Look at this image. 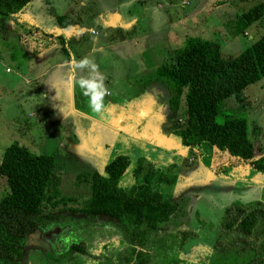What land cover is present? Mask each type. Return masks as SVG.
Masks as SVG:
<instances>
[{"label":"rangeland","instance_id":"1","mask_svg":"<svg viewBox=\"0 0 264 264\" xmlns=\"http://www.w3.org/2000/svg\"><path fill=\"white\" fill-rule=\"evenodd\" d=\"M33 1L31 0L24 7L25 11H21L20 14L23 18L21 17L16 25L11 24L10 18L0 21V160L5 147L11 142L25 145L35 153H54L56 162L53 171L59 176L58 187L61 195L67 198V206L58 203L56 207L49 206L44 209V213L55 215L56 222L51 223L46 219L39 229L29 235L25 262L26 264H102L96 262L97 257L93 253L99 249L105 250L108 244L125 246L129 240L127 236L123 237L120 227L123 222L120 220L108 216L98 215L95 217L82 213H71L68 210L69 205L80 206L89 194L87 181L78 180V175L91 173L94 170L103 173L104 163L109 157L121 153L129 157L130 164L120 179V185L129 188L134 183L132 169L143 156L142 152L148 154V148L135 146L122 148V143L118 142L114 152H104L95 146H85L82 153L76 154L75 148L71 144L69 145V143H77V139L79 140V136L69 130L71 128L70 121L74 119V115L68 112L69 110L63 103L56 101L50 85L55 81H58L59 84L62 83L63 96L65 97L62 100L68 105L70 94L66 80L59 73L61 67L55 65L68 53H62L63 50L60 53L50 50L47 61L40 64L35 70H32L33 67L27 66L28 62L23 63L27 59V52L24 51V48L28 45L22 43L19 33L24 34L25 30L33 25H40L48 30L58 26L48 16L51 14L50 10L47 12L44 7L34 8L35 1ZM57 1L63 4L64 10L56 6L55 12L62 10V14L69 13L70 28L75 27L79 30L78 39L72 38V41L68 42L71 49L75 51V53L70 52L72 55L76 57L80 55L81 58L88 56L94 60L95 55L90 56L85 53L93 46V42L88 40L96 38L100 41V39H104L105 43L112 44L119 60L123 58L126 61L128 69L142 66L143 63L146 70L145 76L157 65L167 60L169 53L182 46L189 36L197 35L201 38L218 41L221 44L222 54L228 56L240 52L264 34V18L244 25L240 24L237 19L242 12L263 0H175L177 2L174 13L175 21L165 24L164 18L161 20L159 16H155L158 17L157 19L150 15L153 11H164V0H145V3H137L136 7L130 11H127V6L139 0H94L93 3L89 0H67V3L63 0ZM44 2L49 3V0ZM141 4H145V8ZM114 5L124 17L131 14L132 17L140 18L137 27L133 29L132 26L130 29L138 36L123 41L120 34L114 32L116 28L112 27L111 18L104 17L102 13V10ZM205 17H208V21L213 23L218 22L220 31L216 34L209 33L206 30ZM196 19L200 21L199 26L192 28ZM92 26L99 27V34L94 35L90 32ZM140 29L144 30L145 34H140ZM210 29L212 32L214 31L212 26ZM150 39L169 41L170 45L159 48L153 56L150 51L143 50L144 44ZM58 45L60 44L55 46ZM69 45L66 47L69 48ZM42 72L44 74H41ZM47 91L50 92L49 99L45 96ZM161 92L154 94L155 109L150 111L146 118L145 137L149 139L151 158L157 162H166L167 164L163 165L164 169L175 173L177 159L175 150L181 145L180 138L177 135L168 139L163 138L159 124L163 119L165 124L180 121L183 119L184 113L181 108L177 111L172 110L169 112L170 115L165 112L168 110L169 104L165 97L167 94L164 92V96H162ZM181 104H183V99ZM218 111L216 115L218 121H222L224 117H227L226 115L245 117L249 135L257 146L255 157L264 155V76L249 84L237 95L221 100ZM189 157H194V153ZM146 163L145 160L144 166H147ZM179 168L181 169L182 165ZM242 168L237 171L240 173H234V175L231 173L232 180L228 181H207V178H201L200 197L196 203L194 195L192 197L191 193L187 194L189 208L198 206L204 214L197 215L192 209H188L184 214L181 213L164 223L167 228L175 230L179 228L181 221L186 228L198 231L195 238L186 242L182 251L185 257L195 256L201 246L204 252L205 248H210L226 203L232 200L254 202L259 199L264 201V169ZM172 188L174 189V187ZM3 189H5V182L3 176L0 175V192ZM58 199L59 196L54 195L51 201ZM209 200H212L211 203ZM207 214L208 220L205 218ZM74 242L84 243L86 251L80 255L70 252L61 261H53V257L63 255Z\"/></svg>","mask_w":264,"mask_h":264},{"label":"trees","instance_id":"2","mask_svg":"<svg viewBox=\"0 0 264 264\" xmlns=\"http://www.w3.org/2000/svg\"><path fill=\"white\" fill-rule=\"evenodd\" d=\"M29 1L0 0V21L11 18ZM263 18L264 0L242 12L238 20L244 25ZM58 21L62 28L69 25L62 16ZM26 32L34 34L36 44L43 48L54 42L60 43L62 50L65 48L61 36L38 34L36 27ZM37 52L34 47L26 55ZM263 76L264 34L228 56L222 54L218 41L189 36L144 80L164 84L169 90V107L183 110V119L164 132L177 135L184 147L197 149L203 154L202 162L220 173L219 166L230 161L264 169V155L255 157L257 146L249 135L246 118L226 115L222 121L216 119L221 100L237 95ZM55 162L54 153H35L17 142L5 147L0 160V175L5 182V189L0 192V264H25L29 235L46 219L56 222L55 215L44 213V209L58 203L67 206V198L58 187L59 176L53 171ZM144 162L142 156L132 170L134 183L129 188L120 185L130 164L129 157L121 153L104 164L103 173L94 170L79 174L78 180L87 181L89 194L80 206L67 207L71 213L108 216L123 222L120 227L129 243L107 245L104 259L109 264H264V201H230L210 248L185 257L182 251L186 242L198 233L164 225L184 214V196H174L169 190L177 175L149 163L144 166ZM54 195L59 196L57 201H51ZM72 251L84 252L86 246L74 242L63 255L52 259L61 261Z\"/></svg>","mask_w":264,"mask_h":264},{"label":"crops","instance_id":"3","mask_svg":"<svg viewBox=\"0 0 264 264\" xmlns=\"http://www.w3.org/2000/svg\"><path fill=\"white\" fill-rule=\"evenodd\" d=\"M34 1H35L34 8L44 7L47 10V12L48 10H50L51 14H48V16L52 18L54 20V23H57L58 26L54 27L52 30L50 29L48 30L40 25H33L31 27H36L37 30L39 29L38 34L44 32L47 34H51L54 37L61 36L64 39L65 48L63 49L62 52L61 51L62 45L58 42H54L50 46L43 48L36 44L34 40L35 37L33 36L34 34H28L27 32H25L24 34L19 33V36L22 39L21 40L22 43L28 45L25 47L27 48V50H25L24 48L25 52L27 53L30 52L31 50H33L34 47H37L38 49V52L33 54L32 56L26 55L27 59L23 63L28 62L27 66L29 68L33 67L32 70H35L36 67H38L40 64H43V62L47 61L50 50H54L57 53L60 52L68 53L67 56L62 57V59H60L55 63V65L61 67L59 73H61L63 75V78L66 80L68 92L70 94V101L68 105L66 102H63L62 100V98L63 99L65 98L63 96L62 83L59 84L58 81H55L50 85L52 87L53 90L52 92L54 93V98H56V101L63 103L66 106V108L69 110L68 112L71 113V115H74V119L70 121L71 128L69 130L73 134H77L79 136V140L77 139V143L71 142L69 143V145L71 144L72 147L75 148L74 150H76V154L82 153L81 151H84L85 146L87 147L95 146L104 152H114V149L116 148L118 142L122 143L123 145L122 148L125 147L129 148L131 146H135L137 148L143 147L145 149L148 148L147 149L148 154L142 152L146 162L152 165L154 168L164 169L163 165H166L167 164L166 162H157L156 160L151 158L152 155L149 153L150 149L148 144L149 139L145 137V127H146V118L149 112L155 109L154 94L156 95L157 92L162 91L161 95L164 96V92H165V94H167V96L165 97L168 98L169 97L168 88L164 84L158 82H150V83L145 82L146 80H144L145 79L144 76L146 74V70L144 68L145 65L143 63L142 66L140 65L134 69H128L125 63L126 61L123 58H120L119 60V57L117 53L114 51L112 44L105 43L104 39H100V41H98L96 40V38H94V40L93 39L88 40L93 42V46L91 47L92 49L86 51L85 53L90 56L92 54L93 56L94 55L96 56L94 61L99 65L100 70L103 72L106 78L105 84L107 88L110 90V94L105 97V103L107 105V112H108L107 118L91 113L90 109L87 107L86 98L82 95V92L77 83L81 75L87 74V70H84V72L77 70L75 76L71 78L69 76L70 62L73 59L76 60L81 59V56L78 54L80 57L79 56L76 57L70 53L71 51L75 53V51L71 49V46L69 45L68 42L72 41V38L78 39L79 30L76 29L75 27L70 28L71 22H70L69 13L62 14L63 12L62 10H64V6L63 4L59 3L60 1L58 2L57 0H49V3L44 2L45 0H34ZM63 2L67 3V0H63ZM89 2L93 3L95 1L89 0ZM137 3H145V0H139L136 3L127 6L128 7L127 11H130V9H134ZM176 3L177 2L175 0H164L163 3V5L165 6L164 11H158V12L153 11L150 13L151 17L159 16L161 20L164 18L163 19L164 24L173 23V21H175L174 13H175ZM141 5L143 8H145V4H141ZM56 6H59L62 9L61 12H55ZM23 8L20 9V11H18L17 13L13 14V16L9 19L11 24L16 25V23L20 21L22 17V14L20 13L21 11H25V8L24 9ZM102 11L104 17L108 16L111 18L113 25L112 27L114 29L116 28L114 32L117 33L118 35L120 34V37H122L123 41L128 40V38L132 39L135 38L134 36H138L136 32L134 33L133 31L132 33L130 29H132V26L133 29L137 27V24L140 22V18H137L136 16L132 17L131 14L128 15L127 17H124L123 14L119 11V9L115 5L106 8ZM61 16L69 20V25L66 29L59 28L60 24L58 19ZM147 17L149 18V16ZM155 18L158 19V17ZM209 19L211 20L210 15H209ZM209 19L208 17L204 18L205 25L207 27L206 30L211 34H216L221 29L220 26H218L219 23L218 22L213 23L212 21H208ZM198 23H200V21L196 19V23L192 24L193 26L191 27L194 28L195 26L198 25ZM211 26L213 27L214 30L213 32L210 29ZM93 29L95 30V32L92 31ZM90 32L94 35L99 34L100 32L99 27L92 26ZM141 33L145 34V31L140 29V34ZM168 42L169 41L150 39L147 40V42L144 44L143 50L150 51L151 54L154 56L155 54L154 52L158 51L159 48L161 49L164 46L170 45ZM56 44H60L61 46L60 45L55 46ZM66 45H69V48L66 47ZM52 47H54L55 49H53ZM43 72L41 74H44ZM35 78H37V75H35ZM48 95H50L49 91L46 92L45 96L48 97ZM164 124H165V120L163 119L162 123L159 124V130L161 134H165V132L162 129V126ZM166 135L174 136V134L172 133H168ZM175 153L177 155L176 171H175L177 178L172 186L174 187V189L171 187L172 190L171 188L170 190H171V194H173L174 196H179V195L182 197L184 196L183 198L186 200L187 203L183 209V213H185V211H188V209L189 210L192 209V211L197 215L204 214L200 211V208L198 206L197 207L195 206L194 208L193 207L189 208L188 206L189 196L187 195L191 193L190 195H192V197L194 195L195 203L199 201L200 191H201L200 185L202 184L200 182L202 180L201 178H207V181L208 180L228 181L231 179V173L233 175L234 173L236 174L240 173L237 171L238 170L240 171L242 167H243L242 169H247V168H249L250 170L255 169L254 166L250 164H245L242 162L236 163L230 161L227 163L223 162L219 166V168H221L220 173H215L214 170H212L210 167H208V165L202 162L201 157L203 156V154L200 153L197 149L190 147H183V149H176ZM192 153H194V157H189L190 154ZM110 158L111 157H109V159ZM160 158L165 159L164 157H160ZM181 165L182 168L180 169L179 167ZM211 201L212 200H209L210 203ZM227 204L228 203H226V205ZM208 207L209 210H211L210 205H208ZM205 218L206 220L209 219L208 214L205 216ZM198 219L202 221L200 218ZM179 224H180L179 228L185 227L184 225H182L181 221L179 222ZM196 232L198 233V231ZM199 249H202V246ZM199 254L200 253L198 250V253L196 255Z\"/></svg>","mask_w":264,"mask_h":264},{"label":"clouds","instance_id":"4","mask_svg":"<svg viewBox=\"0 0 264 264\" xmlns=\"http://www.w3.org/2000/svg\"><path fill=\"white\" fill-rule=\"evenodd\" d=\"M70 78L75 76L76 71L84 72L86 75H81L77 81L82 95L86 98L87 107L91 113L107 118V105L105 97L110 94V90L105 84V76L100 70L99 65L88 56L79 60L73 59L70 64Z\"/></svg>","mask_w":264,"mask_h":264},{"label":"flooded vegetation","instance_id":"5","mask_svg":"<svg viewBox=\"0 0 264 264\" xmlns=\"http://www.w3.org/2000/svg\"><path fill=\"white\" fill-rule=\"evenodd\" d=\"M168 101V100H167ZM174 111V110H173ZM165 112H167L169 115L171 114V113H169V112H172V109L170 108V107H168V110L166 111L165 110ZM173 123H171V124H164L163 126H162V129H163V131H165L166 130V128L168 127V126H170V125H172ZM98 171V170H97ZM106 250H101V249H99V250H97V252H95V253H93L94 254V256L95 257H97V263H102V264H109V262L107 261V260H105L104 259V255L106 254ZM71 253H77L78 255H80V254H82L83 252H79V251H72ZM25 264H26V262H25Z\"/></svg>","mask_w":264,"mask_h":264},{"label":"water","instance_id":"6","mask_svg":"<svg viewBox=\"0 0 264 264\" xmlns=\"http://www.w3.org/2000/svg\"><path fill=\"white\" fill-rule=\"evenodd\" d=\"M59 28L62 29V27H60V26H59ZM162 136H163V138H165V139H168V138H171V137H172V136H167L166 133H165V134H162ZM178 147H179L178 149H183L184 146H183L182 143H181V145L178 146Z\"/></svg>","mask_w":264,"mask_h":264},{"label":"built area","instance_id":"7","mask_svg":"<svg viewBox=\"0 0 264 264\" xmlns=\"http://www.w3.org/2000/svg\"><path fill=\"white\" fill-rule=\"evenodd\" d=\"M92 31H93V32H95V30H94V29H93Z\"/></svg>","mask_w":264,"mask_h":264}]
</instances>
